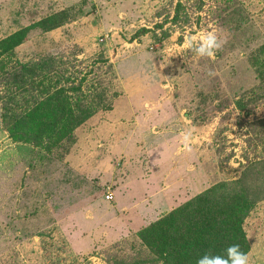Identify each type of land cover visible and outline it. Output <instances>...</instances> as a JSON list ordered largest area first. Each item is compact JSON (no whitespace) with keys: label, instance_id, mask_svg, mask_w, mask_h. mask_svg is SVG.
<instances>
[{"label":"rangeland","instance_id":"374dc122","mask_svg":"<svg viewBox=\"0 0 264 264\" xmlns=\"http://www.w3.org/2000/svg\"><path fill=\"white\" fill-rule=\"evenodd\" d=\"M24 28L0 58V264H167L140 231L244 176L260 195L246 254L264 264V0H0V41ZM208 31L223 46L199 57L185 40ZM23 63L34 78L18 87ZM35 79L104 103L67 134L16 141L2 99L34 104Z\"/></svg>","mask_w":264,"mask_h":264},{"label":"trees","instance_id":"16d2710c","mask_svg":"<svg viewBox=\"0 0 264 264\" xmlns=\"http://www.w3.org/2000/svg\"><path fill=\"white\" fill-rule=\"evenodd\" d=\"M74 8L75 6L60 10L38 24H43L45 30L57 28L68 21ZM27 31L24 28L2 39L0 58L5 53H13L16 41L26 37ZM2 67L6 68V62L2 63ZM21 70V75L18 72L13 73L15 78L12 75L11 84H17L18 87L30 77L34 78L35 73L33 65L24 63L21 64ZM33 82L31 89L40 90L37 96L32 94L37 98L34 104L29 102L21 105L18 103L19 98L13 95L6 100L2 99L6 110L4 121L16 141L42 144L45 135L40 140H33L37 135L40 136L41 130H46L45 134L50 139L54 138L51 132L56 128H61L67 134L80 126L88 116L90 118L93 112L101 108L102 102L104 103L103 93L97 96L94 94L93 97L91 92L88 94L86 91V94L84 90L72 86V95L64 96L65 89H53L52 83L38 79ZM18 108L22 111H18ZM239 108L249 114L245 105L241 104ZM45 119L50 121L46 123ZM253 123L262 126L264 136V118ZM59 136L62 137V134ZM245 181L244 176L219 182L143 228L140 235L167 264H196V260L205 253L224 255L225 249L232 244H239L241 251L247 253L250 242L244 229V221L254 209L260 195L254 197L247 189Z\"/></svg>","mask_w":264,"mask_h":264},{"label":"clouds","instance_id":"9594fccd","mask_svg":"<svg viewBox=\"0 0 264 264\" xmlns=\"http://www.w3.org/2000/svg\"><path fill=\"white\" fill-rule=\"evenodd\" d=\"M185 46L199 57L211 58L222 48L223 43L215 31H208L199 38L195 36L187 38ZM207 74L213 77L218 73L214 70H209ZM182 137L185 147L188 148L192 137L191 131L184 132ZM196 264H250V261L249 255L241 251L239 244H232L225 249L224 255L205 253L196 260Z\"/></svg>","mask_w":264,"mask_h":264},{"label":"built area","instance_id":"2783aa9c","mask_svg":"<svg viewBox=\"0 0 264 264\" xmlns=\"http://www.w3.org/2000/svg\"><path fill=\"white\" fill-rule=\"evenodd\" d=\"M107 198H108V199H111V198H112L111 193H108V194H107Z\"/></svg>","mask_w":264,"mask_h":264}]
</instances>
